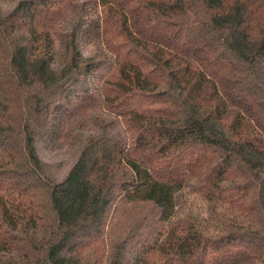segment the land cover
<instances>
[{"label":"trees","instance_id":"trees-1","mask_svg":"<svg viewBox=\"0 0 264 264\" xmlns=\"http://www.w3.org/2000/svg\"><path fill=\"white\" fill-rule=\"evenodd\" d=\"M79 106L126 140L87 137L54 182L34 132ZM185 188L216 230L176 215ZM0 264H264V0L0 10Z\"/></svg>","mask_w":264,"mask_h":264},{"label":"rangeland","instance_id":"rangeland-1","mask_svg":"<svg viewBox=\"0 0 264 264\" xmlns=\"http://www.w3.org/2000/svg\"><path fill=\"white\" fill-rule=\"evenodd\" d=\"M17 0H0V10H11ZM52 65H61L62 49L51 50ZM86 108V107H85ZM78 107L75 113L64 111L58 115L47 131L34 132V149L43 173L54 182H61L76 161L82 142L97 132H104L113 140L125 142L126 134L120 120L100 107L93 111ZM178 217H191L209 231L218 227V222L210 218L209 206L192 195L188 189L178 193ZM217 209V208H216ZM217 212L219 210L217 209Z\"/></svg>","mask_w":264,"mask_h":264}]
</instances>
